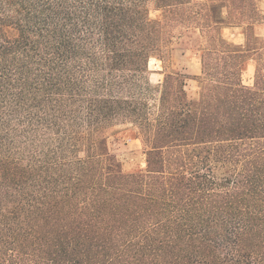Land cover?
<instances>
[{
  "label": "trees",
  "instance_id": "obj_1",
  "mask_svg": "<svg viewBox=\"0 0 264 264\" xmlns=\"http://www.w3.org/2000/svg\"><path fill=\"white\" fill-rule=\"evenodd\" d=\"M149 1L0 0V264H264L259 0ZM189 33L197 98L149 75ZM121 124L145 169L110 152Z\"/></svg>",
  "mask_w": 264,
  "mask_h": 264
},
{
  "label": "rangeland",
  "instance_id": "obj_2",
  "mask_svg": "<svg viewBox=\"0 0 264 264\" xmlns=\"http://www.w3.org/2000/svg\"><path fill=\"white\" fill-rule=\"evenodd\" d=\"M259 7L264 15V0H259ZM149 14L153 19L162 17L161 10L157 9L153 0L148 3ZM252 47H256L264 56V20L257 23L253 30ZM223 35L235 44L245 46L247 37L244 27L225 28ZM200 38L196 33H189L186 36L175 39L171 46L170 60L164 62L158 57H152L149 63L150 80L155 85H160L165 70L181 72L190 76L188 79L187 92L191 98H197L200 86L195 76L201 74L202 64L200 51L197 50ZM256 61L250 58L246 69L243 71V81L247 85L254 82ZM108 148L110 152L116 154L122 168L126 172L147 167V157L144 153L142 139L134 134L131 124H121L108 130Z\"/></svg>",
  "mask_w": 264,
  "mask_h": 264
}]
</instances>
